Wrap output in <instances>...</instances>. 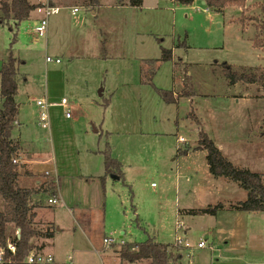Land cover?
Returning a JSON list of instances; mask_svg holds the SVG:
<instances>
[{
	"label": "rangeland",
	"instance_id": "rangeland-1",
	"mask_svg": "<svg viewBox=\"0 0 264 264\" xmlns=\"http://www.w3.org/2000/svg\"><path fill=\"white\" fill-rule=\"evenodd\" d=\"M56 1L61 11L49 17L47 37H36L32 17L18 27L14 21L0 23V68L10 53L18 60L20 123L13 133L24 148L23 167L27 155L40 160L54 156L59 162L58 177L44 176L60 192L61 203L49 205L55 193L44 195L35 217L38 229L52 225L56 231L54 261L48 264H145L121 260L114 250L149 237L175 247L178 234L193 246L195 264H264V211L184 212V207L218 201L230 207L247 191L221 177L214 181L217 188L199 195L196 189L206 186L205 177L214 178L207 152L179 155L180 147L198 145L203 128L221 141L234 164L264 174V85L230 84L223 71L225 62L238 72L264 69V49L255 45L264 40L263 0H243L221 11L201 0H143L141 7L128 0ZM75 6L79 12L72 14ZM161 46L172 49V59L153 62ZM47 55L60 56L61 62L46 61ZM186 71L194 100H163L158 89L179 93ZM62 95L71 105V119L53 104ZM39 97L51 103L50 128L40 123ZM191 110L199 128L188 116ZM107 146L122 162L125 181L110 175L103 206L90 201V208L78 207L83 183L77 174L92 164L89 158L103 162L101 151ZM37 167L42 172L35 179L45 181L47 169L56 174L51 164ZM101 168L104 173V162L94 170ZM28 179L22 178L21 186L33 187V178ZM15 231L13 225L8 228L9 238ZM105 236L114 242L104 243ZM32 240L36 249L51 244ZM200 240L204 247L197 246ZM182 255L184 264L187 254Z\"/></svg>",
	"mask_w": 264,
	"mask_h": 264
},
{
	"label": "trees",
	"instance_id": "trees-1",
	"mask_svg": "<svg viewBox=\"0 0 264 264\" xmlns=\"http://www.w3.org/2000/svg\"><path fill=\"white\" fill-rule=\"evenodd\" d=\"M183 4H190L194 0H179ZM207 8L221 11L229 5L241 3L243 0H201ZM130 6L141 7L143 0H128ZM39 3H32L30 0H2L0 3V23L14 21L18 27L19 23L30 17V13ZM264 12V0L261 4ZM16 40L14 35L12 43ZM255 45L264 49V40H258ZM161 56L153 62H162L172 59V49L161 46ZM17 58L10 53L0 68V199L3 201V209H0V246H5L8 241L15 242L17 253L11 255L10 262L6 264H22L27 255L35 249L34 238L52 237L50 229H38L35 225L37 207L44 195L55 193L54 186L45 181L33 187L21 186L20 178L27 174L21 160L22 145L20 139L14 136V128L18 122L20 104L16 100L18 92V67ZM223 71L230 84L245 82L248 84L260 83L264 85V69L258 72H238L227 62L223 63ZM187 69V68H186ZM190 75L186 71L183 90L176 93L175 90L159 88L158 92L163 100L177 102L181 96L192 97L196 93L187 89L190 83ZM191 116L200 127V120L191 111ZM198 145L193 148L206 150L207 163L210 174L215 177H223L233 180L247 191V197L232 204L229 208L248 212L264 211V174L253 171L249 168L239 167L224 155L222 150L215 144L203 128H199ZM104 155L105 176L113 175L115 180L125 181V173L122 169V162L112 155L109 146L102 151ZM17 160L14 162V160ZM22 166L24 171L19 167ZM102 176V181L105 179ZM126 184V183H125ZM133 197V193H132ZM133 206V205H132ZM134 208V206H133ZM225 209L221 202L215 205H208L198 209H188L186 213L211 214L215 215L219 210ZM14 226L15 230L20 229L19 237L16 231L13 238L7 235L8 228ZM179 248L170 244L156 241L153 237L145 241L123 243L120 248L114 250L121 260L131 263L146 262L145 264H181V253Z\"/></svg>",
	"mask_w": 264,
	"mask_h": 264
},
{
	"label": "crops",
	"instance_id": "crops-1",
	"mask_svg": "<svg viewBox=\"0 0 264 264\" xmlns=\"http://www.w3.org/2000/svg\"><path fill=\"white\" fill-rule=\"evenodd\" d=\"M1 1L2 0H0V3H1ZM32 3H39V4H41V3H49V4H52V5H57V6H59L60 8H61V5L59 4V3H57V1L56 0H30ZM127 3V2H126ZM128 4V3H127ZM126 5V4H125ZM75 7H77V6H75ZM74 8V7H73ZM72 8V9H73ZM78 8V7H77ZM89 9H93V13L95 14L96 13V10L93 8V7H88ZM61 11V10H60ZM77 12H79V9H78V11ZM0 14H1V10H0ZM73 14V13H72ZM76 14V13H75ZM41 16V14H39L35 9L34 10H32L31 11V13H30V17L29 18H33V20L35 21L34 23H36V21H37V19L39 18ZM20 24V23H19ZM36 37L37 38H39L38 36H37V34H36ZM45 37H47V34H46V36ZM104 42V41H103ZM102 42V43H103ZM55 57H59V58H61L60 56H55ZM146 60V59H145ZM144 69V68H143ZM141 72H142V69H141ZM62 97H65L64 95H62ZM61 97V98H62ZM41 97H39L38 99H40ZM194 98L195 97H187V96H181L179 99H178V101L176 102V103H181V101H183L184 99H187V100H190V102L191 101H193L194 100ZM60 101V100H59ZM59 101H54L53 103H58ZM166 103V102H165ZM169 105V104H168ZM56 106H59V105H56ZM60 107H62L65 111H67V110H71V105L70 104H68V106L67 107H64V106H61L60 105ZM198 114V113H197ZM67 119H71V115L69 116V117H67ZM18 123H20V122H17V124ZM51 123V122H50ZM50 127H51V125H50ZM49 127V128H50ZM95 130V132H99V130L96 128V129H94ZM210 136H211V133H210ZM178 141V140H177ZM214 141H215V143L223 150V152H224V154H226L229 158H231L230 157V155H229V153H228V151H225L224 150V146H223V144L221 143V141H218V139L216 140V139H214ZM178 142H180V141H178ZM196 145H193V146H189L188 148H186V149H183V148H179L180 150H179V155L180 156H185V155H189L190 153H195L196 151L194 150V149H191V147H195ZM23 148V147H22ZM24 149V148H23ZM198 151V150H197ZM102 152V151H101ZM111 153H112V151H111ZM29 154V153H28ZM28 156V158L29 159H27L26 160V162H25V171H27V174L26 175H23V176H21V178H20V181H21V179L22 178H24L25 177V179H28V178H33V182L35 183L33 186H35V185H38V184H41V183H43V182H45V181H48L47 180V178L44 176V175H46V176H48V178H50V175H52V177L53 176H59L60 174H57L58 173V161H57V159H55L54 158V156H50V157H47L46 159H43V160H40V159H38V158H33L32 157V155H27ZM116 157V156H115ZM232 159V158H231ZM103 160H104V158H103ZM88 161H92V164H90L89 166H85V168H83L82 170H81V174H77L78 176H79V179L82 181V183H83V186H82V193H81V197L79 198V199H77V201H76V205L79 207V206H81V204L82 205H84V206H86V207H91L92 205L91 204H89L90 203V201H92V202H94V205H95V202L96 203H101L102 202V199H103V192L105 191V187H106V185H107V180L109 179V176H105V168H104V173H103V170H102V168H101V172H100V169H98V171H96V170H94V167L96 168V164L97 163H101L102 164V167H103V162H102V160L99 162V160L98 161H94V160H92V159H90L89 158V160ZM87 161V162H88ZM94 162V163H93ZM29 165L28 167H26L27 166V164ZM41 164H51L52 165V168H51V173H53V172H56V174H49V170L47 169V170H44V172H46V173H44V174H42L43 175V177H44V179H45V181L43 180V179H35L36 178V175H37V173H40V172H42V169L41 168H38L37 167V165H41ZM86 165L88 164V163H85ZM208 164V163H207ZM207 167H208V165H207ZM188 174H191V173H189L188 172ZM102 176H105V179L102 181V179H101V177ZM212 176V175H211ZM213 177V176H212ZM113 178V177H112ZM221 177H219V178H210L208 175H207V177H205V179H204V183L203 184H205L206 186L205 187H198L197 189H196V193H198L199 195H204V194H206V193H208L210 190H213L212 188H217V185H216V182H214V181H217L218 179H220ZM223 178V177H222ZM114 179V178H113ZM112 179V180H113ZM211 179V180H210ZM30 179H28L27 181H29ZM152 184H154V183H152ZM202 184V185H203ZM201 185V186H202ZM25 187H29V186H25ZM58 194H60V192L59 191H57V189H56V192H55V195H58ZM87 195V196H86ZM105 195H106V191H105ZM88 196H89V199H88ZM51 197V196H50ZM50 197H48V199L50 198ZM47 199V200H48ZM228 200H231V199H228ZM237 201H239V200H237ZM219 202H221V203H223L224 204V202L223 201H218V203ZM102 204V203H101ZM105 204V203H104ZM215 204H217V203H208V204H206L205 206L204 205H199V206H196V207H184V209H183V211L184 212H187V210L188 209H193V208H195V209H198V208H203V207H206V206H208V205H215ZM235 204V203H234ZM50 205V204H49ZM102 206H103V204H102ZM134 209V212L136 213V207H134L133 208ZM227 209H229L228 211H232V209H230L229 207H225V210H227ZM35 211H36V209H35ZM223 211H224V209H223ZM36 217L38 216L39 217V214H38V212L36 211ZM199 215H206V214H199ZM210 216H211V214H209ZM216 216L218 215V212L215 214ZM80 216H82V215H80ZM82 218H84V216H82ZM35 222L37 223V219L35 218ZM36 223H35V225H36ZM49 227H50V230L51 231H53V236L52 237H38V238H40V239H43V240H45V241H48V242H50L51 244L50 245H46L45 247H42V248H40V249H36L35 248V250H37V251H42V252H45V253H49V254H52L53 255V252H52V249H51V245H52V239H53V237L55 236V233H56V231H54L53 230V226L52 225H48ZM47 229H49V228H47ZM41 230H43V229H41ZM57 230H60V228H57ZM106 237V236H105ZM104 237V238H105ZM103 238V239H104ZM37 243V242H36Z\"/></svg>",
	"mask_w": 264,
	"mask_h": 264
},
{
	"label": "built area",
	"instance_id": "built-area-1",
	"mask_svg": "<svg viewBox=\"0 0 264 264\" xmlns=\"http://www.w3.org/2000/svg\"><path fill=\"white\" fill-rule=\"evenodd\" d=\"M35 10L41 14V16L37 19L35 23V33L37 34L38 37H45L47 34V27H48V21L49 17L53 14H57L60 12L61 8L57 5H52L49 3H41L39 4ZM78 11L77 7H74L72 9V13L75 14ZM46 61L50 62H56L60 63L61 59L59 57H51V56H46ZM51 103H48L46 100L40 98L37 100V105L39 107V119L40 123L43 127L49 128L50 127V116H49V106ZM55 105H61L64 107L68 106V100L66 97H62L58 103H53ZM66 117H69L70 111L67 110L65 111ZM178 141L183 142L184 137L179 136ZM17 160L15 159L14 162ZM49 204L51 205H58L61 203L60 198L57 195H53L48 199ZM182 226L179 224L178 228H181ZM18 229L16 231L17 237H19L18 234ZM104 243L110 244L114 242L113 238L106 236L103 239ZM120 242H124L123 240H120ZM206 244L205 240H200L197 243L198 247H204ZM179 248L178 252L183 254H187V260L184 264H195L193 260V253H192V245L184 239V236L181 234L176 235L175 238V247ZM109 247V246H108ZM107 248V247H106ZM15 255L17 253V245L15 242L8 241L5 246H0V264H6L7 262H10L11 255L7 258V254ZM183 256V255H182ZM54 261V256L49 253H45L42 251H37V250H32L25 260L23 261L22 264H48ZM183 264V263H181Z\"/></svg>",
	"mask_w": 264,
	"mask_h": 264
},
{
	"label": "water",
	"instance_id": "water-1",
	"mask_svg": "<svg viewBox=\"0 0 264 264\" xmlns=\"http://www.w3.org/2000/svg\"><path fill=\"white\" fill-rule=\"evenodd\" d=\"M204 3V2H203ZM20 231V229H18V232ZM19 234V233H18Z\"/></svg>",
	"mask_w": 264,
	"mask_h": 264
}]
</instances>
